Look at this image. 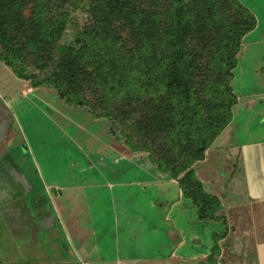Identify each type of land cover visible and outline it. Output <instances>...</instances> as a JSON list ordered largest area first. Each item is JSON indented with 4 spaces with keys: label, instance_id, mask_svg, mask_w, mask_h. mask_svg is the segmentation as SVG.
<instances>
[{
    "label": "trees",
    "instance_id": "1",
    "mask_svg": "<svg viewBox=\"0 0 264 264\" xmlns=\"http://www.w3.org/2000/svg\"><path fill=\"white\" fill-rule=\"evenodd\" d=\"M73 1L0 0V60L108 121L111 132L119 128L132 153H146L177 181L200 221L223 219L222 203L194 166L231 122V81L243 37L257 25L251 10L240 0H98L95 14L65 41ZM28 66L41 71V81ZM226 233L214 232L210 254L198 264L221 262Z\"/></svg>",
    "mask_w": 264,
    "mask_h": 264
},
{
    "label": "rangeland",
    "instance_id": "2",
    "mask_svg": "<svg viewBox=\"0 0 264 264\" xmlns=\"http://www.w3.org/2000/svg\"><path fill=\"white\" fill-rule=\"evenodd\" d=\"M83 4H85V7ZM99 7L98 0H74L66 12L72 17V23L65 32V41L70 40L75 34V30L78 29L77 27L84 23L89 15L95 14V10L97 11ZM63 42L64 40L62 44ZM62 44L57 48L55 58L58 61L62 60L64 55ZM241 52L244 55L238 60L240 66L234 70L231 81L233 92L238 96V101L232 109L231 122L210 147L205 159L194 166L197 178L201 180L205 190L211 196H216L223 207L228 203V205H234L235 208L227 212L228 224L200 221L196 216L195 208L186 204L185 198L179 195L178 183L174 184L165 179L153 185L151 183L145 184L144 182L152 181L147 173H138L135 169L128 171L130 166H126L125 162H118L120 157L128 158L127 155L139 156L147 159V161H149V158L146 153H132L125 145V139L121 137L119 128L115 130V133L111 132L112 126L104 119L95 122L90 119L87 122L85 120L87 117L85 109H77L76 106L75 109L66 112L70 116L73 115L76 121L84 122L89 131L95 132V136H93L95 140L92 142L91 147L98 146L102 149L103 154L106 155L104 161H107L110 165L109 171L106 172L104 168H100V171H104L106 175L108 173L109 179L114 181L115 177H118L120 172L127 167L125 172H128L123 180L129 183L127 187L128 200L125 199L124 201L122 199L123 195L118 193L117 189L112 190V192L107 187V189L100 190V194L104 198L106 197L104 203L107 204V209L102 201L96 203L93 200L94 197L90 194H80L78 197L80 201H76L78 212L82 209V212L86 211L84 207L88 208L86 211L87 219L90 217L97 219L96 215H98V219H104V229L107 230L104 235V243L107 242V260L113 253L114 242L119 240L122 243L128 237L129 242H139L138 245L144 247L143 251L146 252L147 238L144 236L145 232L147 235L149 230L152 232L150 236L153 237L149 238L152 252L159 251L163 255L162 257L170 260L150 264H183L187 261L191 264H198L210 254L214 244V232H226L227 229V233L219 243L221 251V262L219 264H260L262 260L264 261V204L255 207L257 211L255 215L253 213L254 206L249 204L252 200H248L249 195L243 178L242 164V157L246 148H255L252 146L257 144L264 145V80L261 78V81L258 78L259 76L257 77L250 70V64L253 66L254 63H263V61L259 57L260 53H256L254 48L245 47ZM9 68L13 69L12 66H9ZM26 73L32 74L36 81H41L43 78L41 71L33 66L26 67ZM45 96L52 106L42 104L34 97L21 99L12 106L17 120L19 119L23 123V129L26 132L28 142H30L31 147L28 149L32 164L34 163L33 159L38 160L42 167L44 182L47 184L52 182L64 184L69 179L70 173L80 175L81 177L78 179L84 178L85 175L89 180L90 178H96L100 174L99 171H90L84 165L82 153L88 149L89 145L85 144L84 146L83 143L77 148L72 140L75 137L74 125L65 126L64 128L60 124L63 123L64 119L58 117V113L55 112V109H63V106L67 103L60 101L58 95H53L51 92H47ZM58 125L65 131V134L61 132ZM104 128L107 129V135H104ZM77 134V137L81 140L85 138L83 131H79ZM15 153L17 154L13 157L14 162L16 161L14 167L16 171H21L25 176H20V178L23 180L27 178L31 183L30 186H34L33 175L28 173V167L26 166L29 165V161L25 163L24 160H21L25 155L24 148H18ZM99 155L97 152L90 154L96 162H100L98 161ZM71 160L77 162L74 172H70ZM115 161L118 162V165L120 164L117 169H113L117 166L114 164ZM150 164L152 165V163ZM0 167L1 175L4 170L10 172L8 169H12L13 165L1 164ZM86 168H88L87 171H85ZM11 173L4 177V182H0V263L42 262L46 259L44 256L48 255L47 263L84 264L86 262L95 264L86 260L79 261L77 257L74 260L68 255L67 248L63 246L64 242L59 247L60 258L58 260L55 258L56 248L53 249V247L59 244L58 240L54 238V234L58 232L57 225L55 224V227H52V230L55 231H51L47 227V223L41 219V216L48 214L47 211L51 210L50 203L42 202L44 205L42 206L41 201L45 196L39 194V192L34 193L28 185L26 186L29 191L23 193V196H16L12 199L11 194V196L4 195V188L8 192L17 189ZM136 180L143 181V186L130 185ZM113 181L111 182L113 183ZM159 182H165V185H160ZM110 192L113 193L112 200H114L111 203L109 202ZM261 196H264V192H261ZM115 197L121 199L122 210L114 211V209L119 208V200ZM37 199L42 206L39 208L42 215L30 211L29 214L34 218L23 219V217L19 218L17 213L9 212L8 208L11 211V208L25 204L27 206L31 205L36 210L37 203L35 201ZM126 203H131L130 208L127 210H125ZM153 205L156 206L155 209L151 208ZM98 206H102V209H98ZM234 209L239 212L235 213ZM114 212L116 213L115 216ZM254 219H257V223L259 222L263 227L262 229L259 228L258 232L255 225L251 223V220ZM82 220L87 225L91 224V221L86 220V218H82ZM54 221L56 222L55 219ZM138 223L143 224L142 229L137 227ZM127 226L128 228H126ZM173 228L178 234L177 238L172 235ZM169 229L170 232H168ZM179 241L184 243L181 247H178ZM91 247H94V245ZM173 251L175 257L168 258ZM111 263L114 262H97V264Z\"/></svg>",
    "mask_w": 264,
    "mask_h": 264
},
{
    "label": "crops",
    "instance_id": "3",
    "mask_svg": "<svg viewBox=\"0 0 264 264\" xmlns=\"http://www.w3.org/2000/svg\"><path fill=\"white\" fill-rule=\"evenodd\" d=\"M240 2L249 8L253 15L256 18L257 25L255 29L247 33L242 40L241 44V50L239 52L238 60L243 57L242 49L245 47L254 48L256 53H260L259 57L262 58L263 63H254L250 67V70L253 71V73L262 81L261 78L264 80V0H240ZM240 66V62L238 61L237 66L235 68L238 69ZM251 72V71H250ZM250 72H248L250 74ZM262 72V73H259ZM235 78V76H234ZM25 78H22L21 75H19L14 69L9 68V65H7L5 62H2L0 60V165H6L10 164L13 165L12 169L10 170L11 175L13 176V182H15V185L17 189L14 191L3 190L4 195L11 196L12 199L14 197L23 196V193H27L29 190L26 185H28L29 189L33 191L34 193L39 192V194L45 196L43 198L42 202H48L50 203L51 210L47 211L48 214H44L41 216V219L47 223V227L51 231L52 227H55V224L57 225L56 234H54V238H56L59 242V244H56V246L53 247L56 248L55 251V258L57 260L60 258L61 253L59 251V247L61 243H65L67 246V252L68 255H70L73 259L77 257L79 261H89L92 263L97 264L98 261L100 262H114L111 264H150L152 262H167L170 261L166 259L165 257H162L163 255L159 253V251L152 252L151 244L149 241V238H153L152 232L149 230L147 231V235L145 232V238H147V250L144 252V247L139 246V242L137 241H128L129 237L125 239L122 243L118 240L114 242L113 244V253L110 255L111 257L107 260V242L104 243V235L107 233V230L104 229L103 221L104 219H98V215H96L97 219L95 218H88L87 215V207H84L86 209V213L82 212V210L77 209L76 201L79 200L80 194H90L94 198L93 200L96 203H99L102 201L103 204L106 201V197L104 198L100 194L101 189H107L110 188L111 191L114 189H117V192L123 195L124 201L125 199L128 200V185L129 183L127 181H124L123 179L126 176V173L131 170L135 169L138 173H147L148 176L152 181L144 182L145 184L151 183L156 184L158 181L162 180H169L171 183L177 184V181L170 178L167 174H161L158 172L153 165L147 161L145 158L137 157V156H131L127 155L128 158H122L118 159V162H125L126 166H130L128 171L125 172L127 167L124 168L120 172V175L118 177H115V180H110L109 175L104 173V171H100V168H104L107 171L110 170V165L107 163L106 155L103 154V150L98 148V146L91 147L92 142L95 140L93 139V136H95V132H91L88 129V126H86L83 123L76 121L74 116L68 115L66 112L71 111V109H75V106L65 104L63 106V109H55V112L58 113V117L63 118V123H60L64 128L65 126L74 125V133L75 137L72 138L74 145L79 148L83 143L89 147L87 150L83 151V159H84V165L89 168L90 171H96L98 170L100 174L97 175L96 178H90L87 179V175L84 176V178L78 179L81 177L77 174H71L70 177L64 184L59 183H45L44 177L42 173V167L38 160L33 159L34 163L31 162V156H29V147H31L30 142H28V138L26 137V132L23 129V123L18 119L13 111V104L15 102L21 101V99H29L30 97H34L36 100L40 101L42 104H45L47 106H52L49 99H46L47 92H51L53 95H58V97L61 99V97L58 94V91L55 87L50 86H34L31 83V80H24ZM47 87V88H45ZM41 89H43L41 91ZM55 89V90H53ZM56 91V92H54ZM46 93V94H45ZM234 94L237 97L238 96L234 92ZM62 102H65L64 100H60ZM66 103V102H65ZM237 103V102H236ZM63 105V104H62ZM236 105V104H235ZM77 109H85L83 107H78ZM74 111V110H73ZM86 111L85 115L86 121H100L101 119H95L91 114L85 109ZM56 124H58L55 121ZM58 128L61 129V132L65 134V131L58 125ZM79 131H83L85 138L80 139L78 138ZM104 135H107V129L104 128ZM21 147L25 150V155L21 160H24L25 163L29 161V165H26L28 167V173L32 174V180L34 182V186H30L31 183H29V180L25 178L24 180L20 178V176L25 177L22 172H18L15 169V162L13 160V157L15 154V151L17 149H21ZM255 148H249L244 150L243 157H242V164H243V178L246 184L247 193L249 195L248 200H252L251 203H249L251 206H254V214L256 215L255 207L257 205H263L264 204V196H261V192H264V145L257 144L256 146H252ZM243 148V147H242ZM241 151V149H240ZM100 154V158L96 162L90 154ZM16 158V157H15ZM102 162V164H101ZM118 162L115 161V168L117 169ZM77 162H74L71 160L70 164V172H74V167ZM100 165V166H98ZM88 168L85 169V171L88 170ZM7 170H4L2 174L0 175V182H4V177H6L10 172H5ZM0 173H1V167H0ZM98 179V180H95ZM7 180V179H6ZM28 180V181H27ZM113 181V183L111 182ZM160 183V182H159ZM163 183H160V185H165ZM131 184H137L139 187L143 186V181H137L130 183ZM178 185V184H177ZM7 186V185H6ZM15 187V186H14ZM34 187V188H32ZM179 188V185H178ZM113 192V191H112ZM110 192V203L113 197V193ZM11 194V195H10ZM179 195L183 196L182 191L179 188ZM41 197V196H40ZM118 199L119 208L114 209V211L122 210L121 206V199L119 197H115ZM185 200V199H184ZM186 204L192 205L190 201L185 200ZM37 203L36 210L31 206L19 205L16 206V208H10L9 212H15L17 213V216L19 215V218L27 219V218H34L29 213H40L39 208L44 206L40 204L38 199L35 201ZM253 203V204H252ZM229 204V203H228ZM224 205V208L221 212H219V215L223 217L220 221H212V222H222L224 224H228V211L232 208H235L234 205ZM35 206V205H34ZM131 206V203H126V209H129ZM9 207V206H8ZM19 207V208H18ZM105 207L107 209V204H105ZM18 208V209H17ZM152 209H155L156 206L153 205L151 207ZM98 209H102V206H98ZM31 211V212H30ZM235 213H238L239 211H235ZM84 213V215H83ZM227 213V214H226ZM41 214V213H40ZM42 215V214H41ZM116 213L114 212V216ZM264 215V213H263ZM227 217V218H226ZM15 218V217H14ZM83 219L86 218V220L91 221L90 225H87L83 223ZM56 220V222L54 221ZM211 222V223H212ZM251 223L255 225V229L257 232L259 231V228H263L261 224L258 222L257 219L251 220ZM142 223H138L137 227H140L142 229ZM252 225V224H251ZM230 227V226H229ZM249 227V226H248ZM128 228V226L126 227ZM253 228V227H252ZM98 231V233H97ZM170 232V229L168 230ZM172 235H175L177 238L178 234L175 231V228H173ZM144 232L142 233V235ZM84 237L82 238V236ZM94 238V240H92ZM128 241V242H127ZM178 241V239H177ZM184 243L179 241L178 247H181ZM94 245V247H91ZM145 245V244H144ZM83 246V247H81ZM91 247V248H90ZM94 251V252H92ZM174 258L175 252L173 251L171 255L168 258ZM180 257V256H179ZM44 261L46 262L48 260V255L44 256ZM184 258V257H182ZM191 259V258H188ZM75 260V259H74ZM182 261V260H181ZM186 261V260H183ZM264 263L262 260L260 262ZM84 264H88L84 262ZM182 264V263H181ZM183 264H191V262L187 261Z\"/></svg>",
    "mask_w": 264,
    "mask_h": 264
},
{
    "label": "water",
    "instance_id": "4",
    "mask_svg": "<svg viewBox=\"0 0 264 264\" xmlns=\"http://www.w3.org/2000/svg\"><path fill=\"white\" fill-rule=\"evenodd\" d=\"M63 246L67 248V246L65 244Z\"/></svg>",
    "mask_w": 264,
    "mask_h": 264
}]
</instances>
